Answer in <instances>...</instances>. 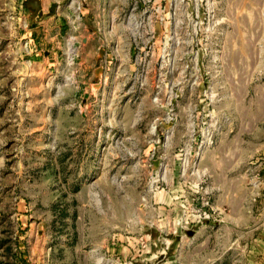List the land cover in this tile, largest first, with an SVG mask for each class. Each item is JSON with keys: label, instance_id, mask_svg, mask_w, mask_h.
<instances>
[{"label": "rangeland", "instance_id": "obj_1", "mask_svg": "<svg viewBox=\"0 0 264 264\" xmlns=\"http://www.w3.org/2000/svg\"><path fill=\"white\" fill-rule=\"evenodd\" d=\"M0 264H264V0H0Z\"/></svg>", "mask_w": 264, "mask_h": 264}, {"label": "crops", "instance_id": "obj_2", "mask_svg": "<svg viewBox=\"0 0 264 264\" xmlns=\"http://www.w3.org/2000/svg\"><path fill=\"white\" fill-rule=\"evenodd\" d=\"M34 3V2H33ZM40 5H41V9H43V0H40ZM34 9L31 10L32 11V14H33V11H36L37 10V7H33ZM33 28H37V26L33 27ZM39 31H42L43 32V27L39 29Z\"/></svg>", "mask_w": 264, "mask_h": 264}]
</instances>
